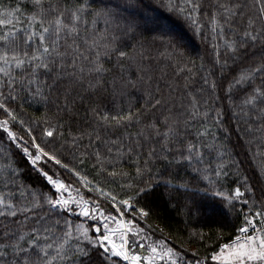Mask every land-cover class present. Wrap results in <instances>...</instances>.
<instances>
[{
  "label": "snow or ice",
  "instance_id": "obj_1",
  "mask_svg": "<svg viewBox=\"0 0 264 264\" xmlns=\"http://www.w3.org/2000/svg\"><path fill=\"white\" fill-rule=\"evenodd\" d=\"M142 6L127 0L124 9ZM162 6L210 45V67L169 44L159 55L173 78L157 76L150 50L128 44L135 15L93 0H0V264H264V187L257 197L212 131L224 82L237 122L250 132L249 121H260L264 131V0ZM130 89L143 91V106ZM33 105L43 112H29ZM254 156L264 171L259 145ZM158 162L169 178L154 179ZM182 166L191 181L174 185ZM161 182L220 198L240 221L234 238L188 259L156 237L141 201Z\"/></svg>",
  "mask_w": 264,
  "mask_h": 264
},
{
  "label": "trees",
  "instance_id": "obj_2",
  "mask_svg": "<svg viewBox=\"0 0 264 264\" xmlns=\"http://www.w3.org/2000/svg\"><path fill=\"white\" fill-rule=\"evenodd\" d=\"M97 7L112 8L121 15H135L138 21V28L134 39H128V44L136 45L137 42L143 43L146 49L155 59L152 67L157 76L160 70L167 72L168 78H173L174 67L166 59L160 57L159 53L165 48L168 51L174 47L183 54L185 61H193L196 65L202 62L205 67L211 66V47L195 34L185 21L173 13H169L163 6V0H141L143 5L140 8L125 11L124 4L127 0H93ZM146 6V7H144ZM103 22H101V26ZM169 44L172 47H169ZM251 61V56L248 57ZM203 71V70H200ZM231 74H229L230 76ZM199 72L197 74L194 87H199ZM226 82L220 84L218 93L221 96L219 102H215L213 107L218 104L224 109L221 122L212 129L217 137L216 143L226 146L231 159L239 163L240 172L249 178V183L256 189V196H260V189L264 187V171L259 166V157L254 156L257 145L264 150V143L260 137L264 131L257 130L260 121L251 120V131H247V125L241 119L237 122V117L233 115V109L229 106V101L225 98L224 88ZM129 97L134 107L144 104V94L142 90L130 89ZM208 95V93H205ZM242 93H237L236 102ZM87 106V102L85 104ZM36 115H40L43 109L39 105H33L28 109ZM83 113V109H81ZM214 115V113H213ZM136 129H133L135 131ZM254 141L249 144L248 141ZM21 164L26 168L23 158ZM211 158L218 162L216 153L211 154ZM228 159V156L223 158ZM160 176L154 179L169 178V170L162 162L157 163ZM174 185H179L185 180L191 181L193 173L187 167L178 168L175 173ZM35 174L29 177L34 179ZM39 182L38 178H35ZM231 180V177L229 178ZM206 182L198 185L203 188ZM195 183L190 185L186 191L184 188L171 187L161 182L156 184L152 192L141 201V206H145L150 212L147 218V225L155 229L156 237L167 236L168 239L181 250H186L188 259H192V253L197 252L200 256L210 255L211 251L216 250L222 242H230L236 235V229L240 221L233 212L211 192L196 190ZM200 209V212H198ZM210 210V212H208ZM199 231L204 234L203 241L190 238V233Z\"/></svg>",
  "mask_w": 264,
  "mask_h": 264
},
{
  "label": "rangeland",
  "instance_id": "obj_3",
  "mask_svg": "<svg viewBox=\"0 0 264 264\" xmlns=\"http://www.w3.org/2000/svg\"><path fill=\"white\" fill-rule=\"evenodd\" d=\"M198 212H200V209H198ZM208 212H210V210H209ZM222 244H224V242H222L220 245H222ZM218 248H219V247H218ZM218 248H217L216 250H218ZM209 264H213V262H211V261L209 260Z\"/></svg>",
  "mask_w": 264,
  "mask_h": 264
}]
</instances>
